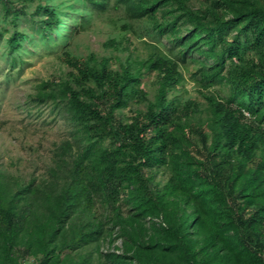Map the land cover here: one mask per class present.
Instances as JSON below:
<instances>
[{
    "label": "trees",
    "instance_id": "1",
    "mask_svg": "<svg viewBox=\"0 0 264 264\" xmlns=\"http://www.w3.org/2000/svg\"><path fill=\"white\" fill-rule=\"evenodd\" d=\"M83 1L99 11L113 2L124 34L145 22L168 52L133 56L126 35L105 44L127 52L123 61L64 49L69 71L41 82L34 100L63 112L70 137L41 179L0 173V264H264V0ZM31 5L41 38L58 29L49 3L0 0L10 53ZM187 73L206 103L198 116L177 94ZM116 236L120 248L99 251ZM92 245L95 259L74 257Z\"/></svg>",
    "mask_w": 264,
    "mask_h": 264
},
{
    "label": "rangeland",
    "instance_id": "2",
    "mask_svg": "<svg viewBox=\"0 0 264 264\" xmlns=\"http://www.w3.org/2000/svg\"><path fill=\"white\" fill-rule=\"evenodd\" d=\"M203 0H191L198 6ZM49 3L60 18L58 29L52 31L47 39L40 36L38 25L31 26L33 5L27 8V14L17 19V28L26 35L18 50L10 53L6 39L13 30L8 17H4L0 6V173L13 176L22 182L30 178L41 179L51 163L52 152L62 140L70 137L71 124L62 111L50 104L34 100L38 85L43 81L63 76L69 68L60 59L64 49L76 56L85 57L95 54L98 58L115 56L124 60L127 52L119 48L114 50L105 44L109 39L120 40L126 35L121 25L126 22L122 8L115 9L113 2L105 11L93 10L83 0H42ZM133 32H128L130 42L124 45L132 50L133 56L147 57L150 45H158L163 53L168 52L165 40L160 41L150 26L145 22H131ZM77 26L80 27L76 32ZM148 45V46H147ZM113 68L118 64L113 62ZM190 73L194 66H189ZM182 85L184 92H179L182 102L193 100L198 103L196 116L202 114L206 103L200 87L194 81L196 74H184ZM192 77L193 79H191ZM152 80L145 79L143 88L152 98L154 87ZM216 94V90H212ZM219 96V95H217ZM135 108V107H133ZM129 110L119 112L124 118ZM125 215L129 207L120 203ZM98 213L106 221L105 210L98 206ZM116 232V231H114ZM121 238L115 237L112 245L108 238L100 242L99 251L115 250L121 247ZM92 250L95 259L98 251L95 245L76 251L74 257ZM27 263H30L28 258Z\"/></svg>",
    "mask_w": 264,
    "mask_h": 264
}]
</instances>
